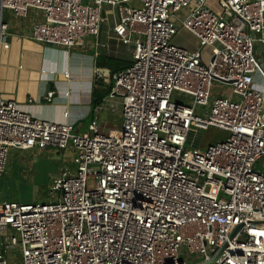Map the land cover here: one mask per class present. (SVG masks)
<instances>
[{"label":"built area","instance_id":"2783aa9c","mask_svg":"<svg viewBox=\"0 0 264 264\" xmlns=\"http://www.w3.org/2000/svg\"><path fill=\"white\" fill-rule=\"evenodd\" d=\"M31 10L43 20L23 37L68 50L112 17L132 65L94 107H120L106 136L97 121L79 134L0 96V178L13 150L77 151L52 202L0 200V264L10 252L23 264H264V0H0V49L5 11ZM182 31L197 49L175 43ZM193 128L224 140L189 149Z\"/></svg>","mask_w":264,"mask_h":264},{"label":"crops","instance_id":"0c3cea01","mask_svg":"<svg viewBox=\"0 0 264 264\" xmlns=\"http://www.w3.org/2000/svg\"><path fill=\"white\" fill-rule=\"evenodd\" d=\"M31 16L24 20L13 17L11 27L4 13L10 36L7 46L0 49V96L16 102L32 118L69 123L77 133L86 134L94 102L103 96L111 81L107 60L129 61L130 49L109 28L104 34L101 31L97 39H88L81 47L70 50L35 43L23 37L34 24ZM97 43L107 49L97 47ZM99 74L102 79L97 77ZM49 92L55 93L52 102L46 100ZM69 163L65 168L74 169Z\"/></svg>","mask_w":264,"mask_h":264},{"label":"rangeland","instance_id":"374dc122","mask_svg":"<svg viewBox=\"0 0 264 264\" xmlns=\"http://www.w3.org/2000/svg\"><path fill=\"white\" fill-rule=\"evenodd\" d=\"M135 7L140 8L138 3H135ZM106 11L109 13L111 12L110 10ZM31 14L32 23H34L31 26L32 28L36 23L42 22L43 19L38 11L31 10L29 15ZM39 14L40 17H38ZM5 21L8 22L11 27L14 25L13 22H15V20L11 12L5 11ZM113 25V18L111 17V28ZM106 31L108 32V26L102 25V33L104 34ZM92 40H95V38ZM195 41L196 40L187 32L181 33L179 37L175 39L177 45L189 49L197 48ZM3 54L4 52H1V62H3ZM127 57L129 61H132L130 54ZM258 61L261 70L264 71V48L263 53L258 56ZM262 75L264 74L261 73V76ZM223 92L228 93L230 96L231 88L229 86L225 87L224 85H215L212 89V93L215 97L222 95ZM101 107H103V109L99 113L95 112L94 109L92 110L86 125L89 126L94 121H97L99 132L104 136L109 135L112 130H120L123 122L120 107L117 106L116 113L106 108L105 103H103ZM19 110L25 113L22 109L19 108ZM88 133L90 132L88 131ZM222 140H224L223 133H219L216 130L202 131L193 128L190 133L188 148H206L209 144ZM76 155L77 151L73 148L65 151L57 149L25 152L13 150L9 155L6 173L0 178V200L23 204L52 202L53 197L51 195V188L54 178L60 174L61 168L66 169L65 165L68 162L74 165ZM70 163L68 164L69 166H71ZM263 163L264 159L260 161L259 167H261ZM10 235L19 238V234L15 232H10ZM8 260L10 264H23L17 252H10L8 254Z\"/></svg>","mask_w":264,"mask_h":264},{"label":"trees","instance_id":"16d2710c","mask_svg":"<svg viewBox=\"0 0 264 264\" xmlns=\"http://www.w3.org/2000/svg\"><path fill=\"white\" fill-rule=\"evenodd\" d=\"M107 63H108L107 67L111 71V76H113L115 73H117L119 71H122V70L129 68L132 65V61H120V60H112L111 61L109 59L107 60ZM110 79H111V77H110ZM112 87H113V83H112V81H110L106 90L103 93V96H101L100 98L97 97L98 99L96 98V100L94 102V106L99 105L102 102V100L110 94ZM97 88H99V87H97Z\"/></svg>","mask_w":264,"mask_h":264},{"label":"water","instance_id":"95a60500","mask_svg":"<svg viewBox=\"0 0 264 264\" xmlns=\"http://www.w3.org/2000/svg\"><path fill=\"white\" fill-rule=\"evenodd\" d=\"M49 46H52V45H49ZM237 231H238V229H237ZM237 231H235V232L233 233L232 238L235 236V234L237 233Z\"/></svg>","mask_w":264,"mask_h":264}]
</instances>
